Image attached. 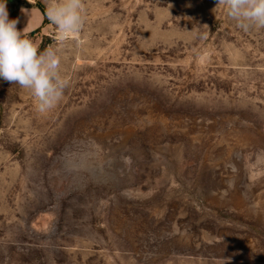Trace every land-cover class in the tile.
I'll return each mask as SVG.
<instances>
[{"label": "rangeland", "instance_id": "obj_1", "mask_svg": "<svg viewBox=\"0 0 264 264\" xmlns=\"http://www.w3.org/2000/svg\"><path fill=\"white\" fill-rule=\"evenodd\" d=\"M39 4L7 9L43 51ZM84 4L54 109L0 79V264H264V28L217 0Z\"/></svg>", "mask_w": 264, "mask_h": 264}, {"label": "clouds", "instance_id": "obj_2", "mask_svg": "<svg viewBox=\"0 0 264 264\" xmlns=\"http://www.w3.org/2000/svg\"><path fill=\"white\" fill-rule=\"evenodd\" d=\"M217 5L224 6L228 16L245 31L264 28V0H217ZM45 15L57 29L59 46L40 51L34 41L26 38V27L18 30V19L9 18L7 0H0V79L28 90L40 113L54 109L69 86V79L62 75L59 52L65 42L83 30L84 0H47ZM257 161H264V150H260Z\"/></svg>", "mask_w": 264, "mask_h": 264}, {"label": "trees", "instance_id": "obj_3", "mask_svg": "<svg viewBox=\"0 0 264 264\" xmlns=\"http://www.w3.org/2000/svg\"><path fill=\"white\" fill-rule=\"evenodd\" d=\"M38 7L41 8V10H42L44 16L46 17V15H45V11H46L45 8H44L42 5H40V4L38 5Z\"/></svg>", "mask_w": 264, "mask_h": 264}]
</instances>
